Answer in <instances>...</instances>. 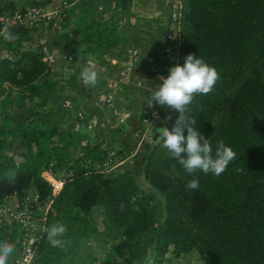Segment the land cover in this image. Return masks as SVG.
I'll return each mask as SVG.
<instances>
[{
	"label": "trees",
	"instance_id": "trees-1",
	"mask_svg": "<svg viewBox=\"0 0 264 264\" xmlns=\"http://www.w3.org/2000/svg\"><path fill=\"white\" fill-rule=\"evenodd\" d=\"M46 2L25 0L20 8ZM16 7L10 1L0 11ZM113 28L112 22L94 18L85 8L72 24L71 37L63 31L57 34L67 44L86 42L93 59L101 63L107 62L104 56ZM30 32L23 24H0V49L10 48L16 54L0 53V149L14 143L24 146L18 163L2 166L15 170L16 178L9 181L6 172L0 174V200L12 193L22 195L31 186L46 197L50 185L42 177L45 169L52 166L70 172L38 232L31 264L143 263L159 227L154 193L143 188L132 168L115 175L95 168L91 162H100L108 154L97 137L88 140V149L82 151L76 128L65 130L51 121L23 118L28 100L34 107L55 98L59 106L64 105L60 93L66 84L53 75L42 44L35 49L21 47ZM9 33L18 38L9 39ZM190 53L220 74L208 95L194 96L189 106L196 120L193 126L210 139L213 157L218 142L223 141L236 152V158L219 176L202 170L190 174L178 160L171 164L162 140L153 147L145 174L166 199L162 238L153 256L180 263L183 255L196 248L203 264H264V0H184L179 65ZM67 67L68 81L76 84L81 68ZM160 113L164 126L171 130L179 113L162 105ZM169 115L172 119L165 121ZM74 154L79 157L73 158ZM193 179L199 187L189 191L186 185ZM95 207L104 209L107 223L116 227L113 234L120 238L104 257L92 251L79 253L66 245L72 236L75 241L95 235ZM56 222L64 223L66 232L58 237L62 244L53 247L47 232ZM7 237L3 230L0 245L16 240V234L10 233L3 242Z\"/></svg>",
	"mask_w": 264,
	"mask_h": 264
},
{
	"label": "crops",
	"instance_id": "crops-1",
	"mask_svg": "<svg viewBox=\"0 0 264 264\" xmlns=\"http://www.w3.org/2000/svg\"><path fill=\"white\" fill-rule=\"evenodd\" d=\"M10 1H14L15 5L20 7L25 0H0V6H5ZM54 3L56 0H47L40 5L51 8L57 4ZM85 8L94 18L108 20L115 25L110 37V49L104 56L107 62L95 61L86 42L67 44L65 39L60 40L57 33L44 28V25L32 30L30 38L25 40L21 47L35 49L39 44L48 43L57 55L55 63L52 64L53 75L66 81L65 87L69 91L65 93L64 99L72 98L76 108L74 114L68 110L70 115L64 119L66 126L61 128L71 130L79 125L87 128L85 122L78 117V111L83 110L88 117L95 120L96 129L92 131L94 140L96 137L107 139L119 151L121 161L111 168L108 174L115 175L132 168L135 175L144 178L149 187L154 189L147 181L145 162L150 151L158 143V140L153 139L156 130L165 126L162 121H158L154 127H148L141 118V111L143 101L151 98L155 84L163 75L164 54L161 46L167 22L166 0H67L64 11L65 16L69 17L71 27L78 13L85 11ZM69 35L71 37L72 32ZM138 46L141 55L135 64L131 81L117 94L114 106L105 103L103 97L109 80L123 67L126 51ZM0 53L16 57L10 48L0 49ZM64 54H73L74 60L65 61ZM62 59L64 61H61ZM68 64L79 66L81 71L85 67H91L98 73L97 84L85 86L81 71L79 82L74 84L68 81ZM115 107L125 111V122L118 121L114 113Z\"/></svg>",
	"mask_w": 264,
	"mask_h": 264
},
{
	"label": "built area",
	"instance_id": "built-area-1",
	"mask_svg": "<svg viewBox=\"0 0 264 264\" xmlns=\"http://www.w3.org/2000/svg\"><path fill=\"white\" fill-rule=\"evenodd\" d=\"M67 4V0L64 1ZM61 4L53 5L52 9L49 10L44 5H33L27 9L17 7L14 10L0 11V24L4 26H12L16 24H23L26 26H32L36 21L43 18H55L59 14V19L65 15L64 7L61 5L62 10H60ZM167 6V22L165 30L163 33V43L161 46L162 53L164 54L163 63V75L162 77H167L170 72L169 69L180 63L181 56V45H182V16L184 8V0H166ZM56 22V21H54ZM42 51L45 58L49 62H54L56 60V53L53 51L50 44L45 43L42 46ZM141 55L140 47H131L125 53V63L118 74L111 78L108 82L103 101L109 105L115 103L117 94L121 91L122 87L131 81L134 75V68L138 58ZM63 59L65 61L74 60L73 54H64ZM163 83L160 78L153 92L158 90L159 85ZM150 99H146L142 103V120L150 128L154 127L158 121H162V116L160 113V105L154 103L151 107L148 105ZM64 106H73V100L70 97L64 99ZM114 113L120 122L126 121V114L120 107L114 108ZM78 117L82 119L85 123L87 129L94 131L95 120L88 117L83 110L78 111ZM94 140V138H93ZM101 148L108 151L107 157L98 162L97 166L99 170L103 172H108L111 168L116 166L121 161V157L118 149L113 146L109 140L98 138ZM66 179L58 178V182L54 186V191L59 192L64 186ZM41 195L38 191L30 195H24L21 205L16 207L8 206L4 203H0V232L1 230H8V226L11 225H22L24 226L21 234L17 237L14 242H8L12 245L15 253L11 256L9 255L8 264H31L33 261V256L35 253L34 242L38 237V232L44 227L47 216L44 212H39V203ZM47 207L50 205L46 203ZM39 212V214H38ZM45 215V216H42ZM44 218V219H43ZM7 232V231H6ZM9 232V231H8ZM10 233V232H9ZM7 264V262H6Z\"/></svg>",
	"mask_w": 264,
	"mask_h": 264
},
{
	"label": "clouds",
	"instance_id": "clouds-1",
	"mask_svg": "<svg viewBox=\"0 0 264 264\" xmlns=\"http://www.w3.org/2000/svg\"><path fill=\"white\" fill-rule=\"evenodd\" d=\"M9 39H17L9 33ZM170 74L165 78L161 77L163 83L158 90L151 95L148 105L154 103L165 106L179 113L175 123L170 130L168 127L157 129L159 134L158 142L163 141V147L168 150L171 158H176L188 173L202 170L205 174L211 172L219 176L224 173L231 161L236 158V152L223 141H219L215 152L212 155L210 139L200 133L196 120L191 117L190 105L196 94L208 95L220 79V74L214 66L207 64L202 58L190 53L185 57L183 65H175L169 69ZM81 78L85 86H95L98 81V73L91 67H85L81 71ZM171 115L165 117V121L171 120ZM214 125V124H213ZM215 126V125H214ZM185 130L187 135H185ZM5 178L13 181L16 178V171L9 170ZM199 181L193 179L186 185L189 191L198 189ZM123 208V205H121ZM66 232L63 224H53L47 232L49 243L56 247L62 244V237ZM14 248L10 244L0 245V264H6L7 258L12 254ZM144 264H156L154 256H146Z\"/></svg>",
	"mask_w": 264,
	"mask_h": 264
},
{
	"label": "rangeland",
	"instance_id": "rangeland-1",
	"mask_svg": "<svg viewBox=\"0 0 264 264\" xmlns=\"http://www.w3.org/2000/svg\"><path fill=\"white\" fill-rule=\"evenodd\" d=\"M64 1L65 0H56V3L63 5V7L65 8L67 4H64ZM56 3H54V4H56ZM33 5H40V4L31 3V5L26 7V9L29 8L30 6H33ZM61 5H60V10H62ZM53 7L49 8V10H51ZM65 15H66V13H65ZM65 15L62 16L61 20L59 19V14H57L55 16V18L46 17V18L40 19V20L36 21L32 26H29L31 29V32L36 27L39 28V26L44 25V28H48V29H50V31H52L54 33H57L60 31H63L64 33L65 32L71 33L72 32V29L70 26L71 22L69 20V17H66ZM54 21H56V22H54ZM42 46H43V44L41 45V47ZM67 50H65V51H67ZM44 58H45V55H44ZM45 59H47V58H45ZM61 61H64V60L62 59ZM50 63L52 65L55 62H50ZM67 91H69V89L67 87H64L60 94L62 96H64L65 93H68ZM26 103H28L30 105L28 107H25L24 115H23L24 119H26L28 121L39 119L41 122L51 121V122L57 123L59 125V127L66 126V124H65L66 122L64 119H66L65 116L70 115V114H68L69 111L73 114L76 112V108L74 106V100H73V106H71V107H67L64 105L59 106L56 98H55V100L52 99L49 102V104H46L44 106H39V107H36V106L34 107L33 102L31 100H28V102H26ZM162 122H163V120H162ZM42 124H44V123H42ZM76 129H77L78 133L81 134L79 136V139L81 140L80 149L82 151H86L89 147L88 140L90 142H93L92 130L87 129L82 125L77 126ZM23 148H24V146H22L20 144L18 145V143H14L9 148L0 149V174L7 172V170L2 168V166L15 164V163H18L20 161L21 158H20L19 153H20V151L24 150ZM168 154H170V153L168 152ZM74 157H79V156L77 154H74L73 158ZM169 157L171 159V164L175 165V162L177 161V159L171 158V155H169ZM81 162H83V159H81ZM70 163H72V161ZM91 163L93 166H95V168H98V166H97L98 161H92ZM69 173H66L64 169L58 171L57 169H55V167L49 166V167H47V169H45V172L42 174V177L46 181L49 182L50 191L46 197H43L41 195L38 211L39 212L45 211L44 213L47 216L46 222H47L48 216H49V209L52 206L56 196L65 187ZM106 173L108 174V172H106ZM134 175H135V173H134ZM135 176L137 177L139 183L143 186V188L147 192H152L155 195L154 201L156 202L157 210H158L159 227H158V233L156 236V242H155L154 247L152 248V250L149 254V256H153L156 253L157 247L159 246L160 240L162 238V228H163L164 219L166 216V209H165L166 199H165L164 194L161 191H159L157 188H155L153 186L154 189H151L149 187V185L147 184L148 182H146V180H144V178L139 177V175H135ZM60 177L63 180L64 179H66V180H65V183H64V186L62 187V189H60L59 192H55L54 186L58 182V178H60ZM147 181H149V180L147 179ZM36 191L37 190L33 186H31V187H28L22 195H19L17 193H12V194L7 195L5 198L0 200V203H4V204L11 206V207H16L17 205L18 206L21 205L24 195L25 196L26 195L32 196V194L35 193ZM46 203H49L50 205L47 207ZM39 212H38V214H39ZM94 215H95V218H97L96 225L98 227L95 231V235L92 238H83V239H78L75 241L73 240V238H72L73 236H72V237L66 239V241H68V243L66 245H67V247L71 246L72 249H75L79 253L80 252L85 253L87 251H92L95 254H97L98 256L104 257L107 254V252L111 253V251L113 249V243L116 241H119L120 238H119V235L113 234V232L116 231V227H115V225H111L110 223H107L108 221L106 220V215H105L104 209H100L99 207H95ZM42 216H45V215H42ZM56 223H57V225L63 224L65 226V224L62 222H56ZM8 227H9L8 230H6L8 237H9L10 233H15L16 234L15 239H17V237L21 234L24 226L19 224V225H11ZM2 231L3 230H1V232ZM8 237H7V239L4 238L3 242H6L8 240ZM69 243H73V244L71 245ZM11 255L12 254H10V256ZM8 258H7L6 262H8V260H9ZM155 262H156V264H203V261L200 257V252L196 248L191 250L190 252L186 253L185 255H183L180 258V263L176 262V260L173 258L171 260L169 258H167L165 260L163 259L162 261L155 259ZM140 264H144V262L140 263Z\"/></svg>",
	"mask_w": 264,
	"mask_h": 264
},
{
	"label": "water",
	"instance_id": "water-1",
	"mask_svg": "<svg viewBox=\"0 0 264 264\" xmlns=\"http://www.w3.org/2000/svg\"><path fill=\"white\" fill-rule=\"evenodd\" d=\"M158 133H157V130H156V134L153 136V139L155 140V141H157V137H158Z\"/></svg>",
	"mask_w": 264,
	"mask_h": 264
}]
</instances>
